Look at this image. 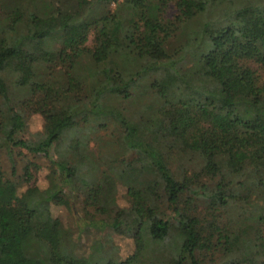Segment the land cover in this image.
I'll return each mask as SVG.
<instances>
[{
    "label": "trees",
    "instance_id": "1",
    "mask_svg": "<svg viewBox=\"0 0 264 264\" xmlns=\"http://www.w3.org/2000/svg\"><path fill=\"white\" fill-rule=\"evenodd\" d=\"M99 2L116 7L93 19L82 17L84 6ZM171 3L178 11L174 19L165 17ZM204 13L214 21L202 30L207 49L187 70L170 66L152 83L163 105L149 125L140 126L113 108L94 110L90 102L82 107V83L70 70L82 54L104 66L100 91L111 88L128 98L131 76L116 69L117 52L130 46L148 65H177L165 49L167 40ZM92 30L95 46L89 48ZM57 33L61 45L51 49L47 39ZM37 61L67 66V85L44 82L40 93L16 103L7 74H16L15 84L27 87L35 81ZM217 70L225 79L236 76L243 90L234 92ZM87 111L113 114L124 127L122 144L135 156L119 168L99 167L101 157L92 158L81 146L76 163H54L48 186L40 190L22 189L0 162V264H155L147 258L155 247L158 259L166 257L168 264H202V254L208 253H219L222 264H264V201L258 191L241 196L230 180L252 166L264 192V0H69L68 5L0 0V150L8 152L12 174L14 148L49 150ZM39 113L43 130L30 138L28 119ZM173 150L199 153L202 169L174 170ZM34 166H25V182L33 178ZM80 166L87 170L82 173ZM78 179L86 195L88 187L99 185L100 196L88 195L86 206L108 214L101 222L89 218L90 226L109 232L88 255L64 243L69 231L63 223L55 237L50 232L52 204L68 196L71 185L78 188ZM119 185L126 189L127 208L118 205ZM134 227L136 251L124 260L106 255L107 240Z\"/></svg>",
    "mask_w": 264,
    "mask_h": 264
},
{
    "label": "rangeland",
    "instance_id": "2",
    "mask_svg": "<svg viewBox=\"0 0 264 264\" xmlns=\"http://www.w3.org/2000/svg\"><path fill=\"white\" fill-rule=\"evenodd\" d=\"M58 2H64L68 5L69 0H58ZM70 5L71 8L77 7L75 1H70ZM115 7V3H90L81 9L83 13L82 17L85 19H93L106 9H114ZM177 12L176 5L171 3L166 9L165 17L174 19ZM213 22L209 13L201 14L194 20L183 24L167 40L165 49L178 61L177 65L171 63L164 64L162 62L156 63V65L153 64V66L148 65L149 61L145 57L132 53L130 46L117 52L114 58L116 69L120 70L124 75L131 76L132 84L128 98L120 96L111 90V88L100 91V88L105 84L102 73L104 66H98L89 53L82 54L77 63L70 69L72 75L77 77L82 83L83 93L81 97L85 100L81 103L82 107H84L83 104H87L86 102H90L92 104L89 107L94 110L113 108L140 126L149 125L163 105V99L156 93L152 83L156 79H161L165 76V68L174 66L185 71L195 64L198 57L207 49V43H209L207 37H203L202 30L205 29L206 25L212 26ZM47 40V45L51 49L61 45L60 34L58 33ZM86 45L89 48L95 46V30L89 33V39ZM66 70L67 66H53L44 61H37L35 65V81L27 87L16 85L14 82L16 74L8 73L7 79L13 100L18 103L20 100L30 96L32 92L40 93L41 84L44 82L57 83L61 86L67 85ZM215 74L216 76L218 74L222 77L224 76V72L220 70H217ZM236 78V76L230 77V79L223 77L224 81L228 83V86L233 88L234 92L239 93L243 88ZM45 106H42L41 110ZM85 116L84 118L79 117L76 125L70 131L66 132L65 137L61 141L53 144L49 150L31 153L24 148H14L12 150L16 168L14 175L12 174V163L9 160L8 152L6 150H0V162L5 170L6 176L17 180L22 189H26L27 186H32L40 190L48 186V176L56 168L54 163L57 161L64 162L68 165L74 162L76 163L81 146L82 151L92 158H96L97 156L101 157L100 162L102 163L99 167H104V164H106L105 167L107 168L110 165L114 168H119L122 165V160H130L135 156L133 150L127 151L123 145L124 127L113 114H109V112L101 113L98 111L93 113L87 111ZM43 127V116L40 113L32 115L28 119V134L26 136L31 138L33 133L42 131ZM113 160L115 163H112ZM30 162L35 163L37 168L36 166L31 167L33 178L31 181L25 182V166ZM203 165L204 161L197 152L181 154L179 150H173L172 152L171 166L174 170L177 169L180 171L185 169L189 171H200ZM80 167H82V173L87 170L86 166ZM256 173H254L252 166L246 167L240 173H233L230 178L232 181V189L234 191L238 189V193L241 196H245L249 192L256 195L258 191L257 195L261 198L259 200L258 197H254V199L263 202L264 192L258 187V183L255 181ZM258 175L260 173H257V177ZM262 178L264 179V177ZM200 179L203 181L206 180V183L209 182L205 176L200 177ZM210 183L213 182L210 181ZM75 184L79 187L75 189L71 185L67 189L68 196L61 195L58 201L52 204L50 232L55 237L58 233L60 222L63 223L64 228L69 231L68 237L63 239L64 243L72 251L74 250L79 254L88 255L94 250L93 247L96 246L98 240H104L109 232L101 231L97 227L90 226L88 224L89 218L93 215L96 220L101 222L108 214L101 213L100 210H95L93 206H86L88 195L92 198H98L100 196L101 189L98 184H93L91 187H88L87 195L82 191L83 184L80 179ZM116 196H118L119 207H129L128 196L124 186L119 185V191H117ZM230 215L234 214L231 213ZM135 230L136 228L134 227L133 231L129 234L114 235L112 240H107V246L105 247V250H107L106 255H111L116 260H124L134 253L136 251V244L133 238ZM156 248L158 247L149 251L147 256L148 261L153 260L152 262L155 264H168L169 261L166 260V257L158 259L160 253ZM154 256L155 258H151ZM202 257V264H222L224 263L222 260L225 259L219 253L214 257L213 254L209 253L202 254Z\"/></svg>",
    "mask_w": 264,
    "mask_h": 264
}]
</instances>
